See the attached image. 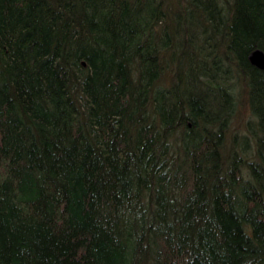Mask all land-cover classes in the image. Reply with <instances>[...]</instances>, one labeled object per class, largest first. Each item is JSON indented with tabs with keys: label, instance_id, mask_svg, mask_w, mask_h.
<instances>
[{
	"label": "trees",
	"instance_id": "obj_1",
	"mask_svg": "<svg viewBox=\"0 0 264 264\" xmlns=\"http://www.w3.org/2000/svg\"><path fill=\"white\" fill-rule=\"evenodd\" d=\"M264 0H0V264H264Z\"/></svg>",
	"mask_w": 264,
	"mask_h": 264
},
{
	"label": "water",
	"instance_id": "obj_2",
	"mask_svg": "<svg viewBox=\"0 0 264 264\" xmlns=\"http://www.w3.org/2000/svg\"><path fill=\"white\" fill-rule=\"evenodd\" d=\"M250 63L257 69L264 72V52L260 49H257L252 52L249 57Z\"/></svg>",
	"mask_w": 264,
	"mask_h": 264
}]
</instances>
